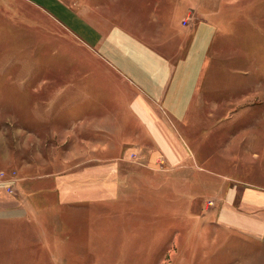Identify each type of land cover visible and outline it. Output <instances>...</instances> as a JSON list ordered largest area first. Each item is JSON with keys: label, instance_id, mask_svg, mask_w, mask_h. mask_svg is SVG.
I'll list each match as a JSON object with an SVG mask.
<instances>
[{"label": "rangeland", "instance_id": "374dc122", "mask_svg": "<svg viewBox=\"0 0 264 264\" xmlns=\"http://www.w3.org/2000/svg\"><path fill=\"white\" fill-rule=\"evenodd\" d=\"M203 35L201 96L183 132L204 170L181 173L155 155L153 138L136 136L143 120L166 136L157 89ZM125 80L130 92L120 93ZM261 92L264 0H0V264H264L263 233L258 244L213 218L219 181L205 180L210 194L182 193L207 184L201 171L234 176L235 119ZM90 129L106 170L100 183L109 177L115 190L93 205L12 216L28 179L45 172L43 158L52 173L85 166L75 165L87 150L75 131L86 138Z\"/></svg>", "mask_w": 264, "mask_h": 264}, {"label": "crops", "instance_id": "0c3cea01", "mask_svg": "<svg viewBox=\"0 0 264 264\" xmlns=\"http://www.w3.org/2000/svg\"><path fill=\"white\" fill-rule=\"evenodd\" d=\"M209 26V29H211V25ZM214 26L215 30L217 26L216 24ZM210 37L203 35L197 41L195 40L191 44L186 58L178 59V61L170 62L169 64V61L166 62L168 64L165 73L166 81L160 82L156 97L160 106L157 110L163 115L160 121L163 123L164 120V124L169 126L167 127L169 130L166 136L163 134L161 124L156 121L150 123L147 120L139 122V131L141 132L136 136L139 141L144 140V136L153 138L156 147L159 146L156 148L157 153L155 155L165 157L177 171L182 168L180 169L181 173L182 171L189 173L191 167H199L204 170L202 166L197 165L195 160H193L194 154L189 149L190 146L183 131H187V134L191 132L189 116L197 101L200 100V84L203 75H205L206 54L209 49ZM208 38L209 42L207 44ZM123 82L129 86L126 90L123 88L119 92H130L128 91L131 88L130 82L128 81V84L126 80ZM133 83L136 86L138 85L137 81H133ZM122 97H124V94H122ZM250 104L251 108L241 111L235 119V130L231 137L234 139L232 142L234 176L228 173H217L215 179L201 171L197 174L196 179L207 184L202 186L200 182H190L188 187H185L186 192L182 193L187 196H192L193 191H198V195L210 194V184L214 180L219 181L218 185H220L214 189V193L220 195V201H223L219 204L221 207L217 206L218 214L215 216L212 214L213 218L216 217L224 228L232 229L242 236L245 235L246 239L259 244L258 240L263 239L261 234L263 233L262 235H264V92L255 93ZM246 114L249 115V119L242 122L243 116ZM239 121L240 123H237ZM85 125V123L82 124V130H84ZM86 132H89V136L85 138V136L82 137V134H78V131H75L76 141H78L81 148L87 149L83 153L84 156L82 155L80 159H77L75 165L85 166L75 167L74 170L70 171L64 169L63 171L52 173L47 166H44L51 164L53 162L51 161L52 159L43 158L41 164H43L42 168L45 169V172L42 175H36L32 180L28 179V176L22 177V179H28L33 182L34 185L32 188L29 186L30 188L26 190L27 192L23 196H16L17 203L9 207L12 216L19 215V211L22 210L26 211L27 215H34L36 212L44 214L52 209L53 206L55 208L58 207V210H60L64 205L69 204V207H73L77 202L93 205L99 202L100 196L104 198L105 191L110 188L114 189L115 185L111 184V178L109 177H107V185L100 183L101 177H104L102 173L106 170H100L98 163L99 156L96 153L98 152V139H93V129ZM96 132L97 130L95 129L94 134H97ZM131 141L129 139V142ZM62 160L63 164L71 163L72 161L68 160V158H63ZM13 162L19 167V164H16L15 161ZM112 162L115 163V160ZM88 163L89 165H87ZM24 166L18 171L19 173L23 172ZM116 167L119 172L120 165L118 163H116ZM187 179H189V175ZM174 180H179V177H172V185L178 183H174ZM205 180H212V182H205ZM172 188L177 192V185L172 186ZM2 194L3 187L0 182V203H2ZM37 204L41 205L42 210L37 207ZM229 210H233L232 216L227 214ZM0 212L3 213L2 205H0ZM257 255H253L252 263L257 258ZM78 258H82V256Z\"/></svg>", "mask_w": 264, "mask_h": 264}]
</instances>
